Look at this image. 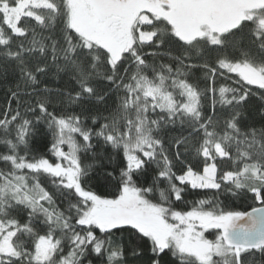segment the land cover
<instances>
[{"label":"snow or ice","instance_id":"snow-or-ice-1","mask_svg":"<svg viewBox=\"0 0 264 264\" xmlns=\"http://www.w3.org/2000/svg\"><path fill=\"white\" fill-rule=\"evenodd\" d=\"M0 90V264H264V0H0Z\"/></svg>","mask_w":264,"mask_h":264},{"label":"trees","instance_id":"trees-1","mask_svg":"<svg viewBox=\"0 0 264 264\" xmlns=\"http://www.w3.org/2000/svg\"><path fill=\"white\" fill-rule=\"evenodd\" d=\"M5 97L3 90H0V107L4 105ZM192 197H189L191 199ZM238 204L240 203L239 201L237 202ZM249 202H244V207L247 208Z\"/></svg>","mask_w":264,"mask_h":264}]
</instances>
